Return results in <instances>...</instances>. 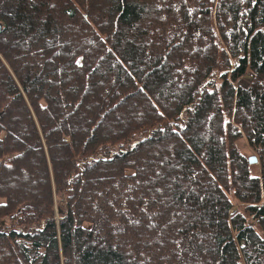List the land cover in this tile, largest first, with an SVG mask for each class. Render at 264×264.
<instances>
[{
  "label": "trees",
  "instance_id": "1",
  "mask_svg": "<svg viewBox=\"0 0 264 264\" xmlns=\"http://www.w3.org/2000/svg\"><path fill=\"white\" fill-rule=\"evenodd\" d=\"M0 264H264V0H0Z\"/></svg>",
  "mask_w": 264,
  "mask_h": 264
},
{
  "label": "rangeland",
  "instance_id": "2",
  "mask_svg": "<svg viewBox=\"0 0 264 264\" xmlns=\"http://www.w3.org/2000/svg\"><path fill=\"white\" fill-rule=\"evenodd\" d=\"M252 78V75L250 74V72H246L236 83L235 85H240V86H247L248 83L250 82ZM238 146L241 148V150L248 156H255L257 158V163L256 167H255V171L257 172V174L259 173V168H258V155L247 145V143L245 142L244 139H241L238 142ZM260 233V232H259ZM261 234V233H260Z\"/></svg>",
  "mask_w": 264,
  "mask_h": 264
},
{
  "label": "water",
  "instance_id": "3",
  "mask_svg": "<svg viewBox=\"0 0 264 264\" xmlns=\"http://www.w3.org/2000/svg\"><path fill=\"white\" fill-rule=\"evenodd\" d=\"M247 162L251 165V164H255L257 163V158L255 156H248L247 157Z\"/></svg>",
  "mask_w": 264,
  "mask_h": 264
}]
</instances>
